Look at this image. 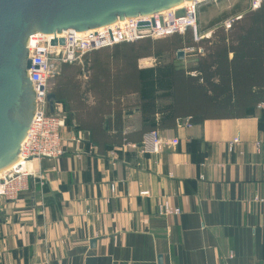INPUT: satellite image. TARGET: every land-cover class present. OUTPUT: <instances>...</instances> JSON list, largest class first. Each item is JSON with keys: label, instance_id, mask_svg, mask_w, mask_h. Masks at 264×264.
I'll list each match as a JSON object with an SVG mask.
<instances>
[{"label": "crops", "instance_id": "obj_1", "mask_svg": "<svg viewBox=\"0 0 264 264\" xmlns=\"http://www.w3.org/2000/svg\"><path fill=\"white\" fill-rule=\"evenodd\" d=\"M171 62L187 67L195 55L139 60L143 98L170 94ZM84 65L79 102L89 118L99 114L102 131L115 133L105 125L111 96L89 90ZM138 99H122L124 135L146 125ZM159 131L179 145L143 153L148 131L141 141L100 151L89 130L67 121L64 155L39 163L45 185L32 180L29 192L0 212V264H264V106L243 119L191 127L181 120ZM165 203L180 215L160 214Z\"/></svg>", "mask_w": 264, "mask_h": 264}, {"label": "trees", "instance_id": "obj_2", "mask_svg": "<svg viewBox=\"0 0 264 264\" xmlns=\"http://www.w3.org/2000/svg\"><path fill=\"white\" fill-rule=\"evenodd\" d=\"M223 19L211 25V29L217 27L210 38L199 42L188 30L164 39H144L94 51L86 54L79 66L63 64L51 93L56 97L55 103L63 108L66 125L67 121H75L80 129L89 130L92 142L103 151L106 145L139 141L145 132L175 127L181 120L200 125L207 120L248 117L251 110L264 104V1L228 31L218 26ZM184 48H203L204 53L193 52L195 62L187 67L169 63L170 94L165 98L171 103L169 108L158 109L157 103L165 98H143L146 69L139 66V60L159 58L162 54H176L178 58V51ZM85 63L89 90L109 92L111 96L110 117L105 125L115 133L102 131L96 118L99 114L89 118L90 113H85V105L79 102L77 93L82 90V82L78 76ZM130 95L139 96L136 107L146 125L141 133L124 135L122 99Z\"/></svg>", "mask_w": 264, "mask_h": 264}, {"label": "built area", "instance_id": "obj_3", "mask_svg": "<svg viewBox=\"0 0 264 264\" xmlns=\"http://www.w3.org/2000/svg\"><path fill=\"white\" fill-rule=\"evenodd\" d=\"M263 1L250 0V11L259 9ZM200 2L201 0L185 2L181 8H173L148 17L119 21L111 26L84 33L70 30L62 34L30 36L28 48L32 67L29 76L36 91L37 110L27 137L22 143L18 162L8 170L0 172V212L4 205L14 204L22 195L28 193L32 180H37L44 186L47 178L39 163L43 160L56 161L65 153L62 132L66 128V117L60 104L54 103V110L51 112L48 101V96L51 94L50 79L60 72L61 66L81 63L82 57L86 54L112 48L118 44L144 39H164L174 34H185L188 30L193 32L195 41L199 42L207 38L200 36L198 32L197 17ZM242 18L243 16H236L226 21L224 29L230 30ZM61 39L64 40V45H60ZM55 40L58 44L54 46L52 42ZM183 51L204 53L203 48L197 50L187 48ZM191 125L188 122V126ZM239 142V137L234 139L229 145V150L233 151ZM178 145L177 139L166 140L159 130H153L143 137L139 148L146 154H160L165 147ZM260 148L261 144H257V149ZM180 213V209L172 208L168 203L160 207L162 215H180Z\"/></svg>", "mask_w": 264, "mask_h": 264}, {"label": "water", "instance_id": "obj_4", "mask_svg": "<svg viewBox=\"0 0 264 264\" xmlns=\"http://www.w3.org/2000/svg\"><path fill=\"white\" fill-rule=\"evenodd\" d=\"M195 1L199 0H0V172L18 162L37 110L29 76L30 36L84 33ZM59 42L64 45V40ZM177 56L183 60L185 52ZM48 101L53 112L55 95L49 94Z\"/></svg>", "mask_w": 264, "mask_h": 264}, {"label": "rangeland", "instance_id": "obj_5", "mask_svg": "<svg viewBox=\"0 0 264 264\" xmlns=\"http://www.w3.org/2000/svg\"><path fill=\"white\" fill-rule=\"evenodd\" d=\"M238 6L240 8H237ZM198 9V32L200 36H204L205 34L215 30L217 26L213 27L212 29L210 27L217 20L225 18L222 22L218 23L219 27H224L226 21L230 20L231 18L236 16H244L245 14L249 13L250 0H201ZM55 76L56 75H53L50 79L51 89L53 88Z\"/></svg>", "mask_w": 264, "mask_h": 264}, {"label": "bare ground", "instance_id": "obj_6", "mask_svg": "<svg viewBox=\"0 0 264 264\" xmlns=\"http://www.w3.org/2000/svg\"><path fill=\"white\" fill-rule=\"evenodd\" d=\"M183 4H184V3H183ZM183 4H182V5H183ZM182 5H180V7L178 6V8H181V7H182ZM176 8H177V7H176ZM174 9H175V8H174ZM8 169H9V168H8ZM8 169H6V170H8ZM6 170H4V171H6ZM2 172H3V171H2Z\"/></svg>", "mask_w": 264, "mask_h": 264}]
</instances>
